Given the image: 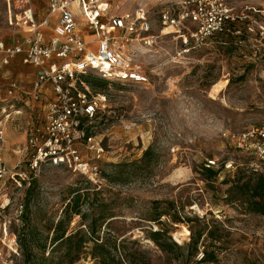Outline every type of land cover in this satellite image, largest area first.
Here are the masks:
<instances>
[{
	"label": "rangeland",
	"instance_id": "1",
	"mask_svg": "<svg viewBox=\"0 0 264 264\" xmlns=\"http://www.w3.org/2000/svg\"><path fill=\"white\" fill-rule=\"evenodd\" d=\"M178 1L112 0L126 9L143 5L154 20L159 10ZM230 3L237 9L248 6L250 14L264 21V0ZM36 4L39 15H47L46 0ZM73 9L78 27L84 30L81 13L75 5ZM170 30L165 28L163 33ZM26 36L23 29L9 24L7 3L0 0V40L16 43ZM242 39L240 44L235 36L218 35L170 63L174 47L163 37L154 57L143 51L138 54L148 81L93 84L92 90L107 98L105 107L86 125L104 150L97 161L102 167L100 187L64 164L48 163L37 176L29 175L25 162L27 125H42L44 101L31 103L22 108L21 116L8 121L3 160L11 167L19 160L20 171L29 178V183L19 177L6 179L2 188L12 202L26 204L27 229L18 232L25 257L29 256L23 264H99L87 253L91 242L82 245L85 253L69 262L64 254L67 248L56 247L51 241L52 228L66 216L65 205L73 202L77 204L73 209L83 216L72 214L67 234L78 229L87 232L92 222L99 241L108 245L115 242L117 251L113 252L116 258H125L122 264H264V216L230 201L226 193L231 180L247 171L221 170L213 182L206 181L202 172L207 160H244L224 134L264 119V39ZM32 78L15 60L1 64L0 56V97L15 80L29 89ZM84 78L89 85L105 83L92 72ZM214 84L220 88L215 98L210 94ZM79 146L91 159L92 153L83 144ZM147 148L151 157L142 159ZM115 169L124 181L105 175ZM163 210L177 213L183 221L174 224L169 215H163L157 223L153 218ZM159 229L163 238L182 246L180 252L163 251L155 244L151 235ZM209 230L217 237L218 262L197 263L199 258L191 257L186 244L201 231L198 252L210 248Z\"/></svg>",
	"mask_w": 264,
	"mask_h": 264
},
{
	"label": "built area",
	"instance_id": "2",
	"mask_svg": "<svg viewBox=\"0 0 264 264\" xmlns=\"http://www.w3.org/2000/svg\"><path fill=\"white\" fill-rule=\"evenodd\" d=\"M34 1L4 0L9 24L23 29L27 36L14 44L0 40L1 64L17 57L20 63L33 65L36 72L29 91L21 90L12 81L0 101V264H23L18 232L26 223V204L7 198L2 189L4 181L19 177L29 183L27 174L20 171L19 160L12 167L3 160L5 126L13 117L22 115L23 106L39 101L47 85L53 97L47 101L44 122L27 126L25 162L29 175L37 176L48 163L64 164L100 187L103 180L97 161L104 150L86 125L105 107L107 98L93 91L84 77L92 72L106 83L148 81L138 54L143 51L154 57L163 37H168L174 47L168 58L170 63L203 47L219 33L231 32L237 37L244 34L255 41L264 39V21L250 14L246 5L241 9L233 7L230 0H179L174 6L159 10L155 20L143 5L126 9L114 5L112 0H46L49 14L56 15L52 33L47 37L43 27L49 21L36 20ZM74 3L81 11L84 28L93 35L88 42L76 28ZM231 24L243 27L232 30ZM165 28L171 30L163 33ZM224 137L244 160L212 159L207 160L206 166L264 175V119L240 131H228ZM81 144L92 153L91 159L82 154ZM196 256L200 259L202 250Z\"/></svg>",
	"mask_w": 264,
	"mask_h": 264
},
{
	"label": "trees",
	"instance_id": "3",
	"mask_svg": "<svg viewBox=\"0 0 264 264\" xmlns=\"http://www.w3.org/2000/svg\"><path fill=\"white\" fill-rule=\"evenodd\" d=\"M239 24H231V29H235L239 26ZM218 35H236L232 34L231 32L226 33H219L214 35L213 37H216ZM245 36L240 35V37H237L238 42L240 40H243L242 37ZM212 37V38H213ZM89 81V80H88ZM87 82V80H86ZM105 82V81H104ZM88 83V82H87ZM89 84V83H88ZM93 84H99L100 86L106 85L105 83H101L99 81H95L94 83H90L91 87H93ZM146 157H151L150 155V148H147L144 151L142 159ZM119 164L114 165L115 168L118 167ZM101 167V166H100ZM245 171L244 169H239ZM202 172L203 177L208 182H213V180L216 179V175L220 172L219 169H215L214 167H208L205 165L202 166ZM246 172V171H245ZM248 174L244 175L243 177H237L233 180H231V184L229 188L227 189L228 193V199L232 202L238 201L241 204L245 206V210H249L255 213H259L262 216H264V175L254 174L252 172H247ZM109 178L113 179L114 181H124L121 176H119L118 171L115 169L113 172L109 174H105ZM101 177L102 176V167H101ZM119 177V178H118ZM77 204L73 203H67L63 209V212L66 216L62 217L58 222L54 225L53 232L54 234L51 237L52 243H55L56 247L64 246L67 248L66 252L64 253L67 257H69V262L74 261L75 259H78L81 253H85L84 250H82V245L85 243L91 242V246L89 247V251L87 252L88 255H90L94 260H97L99 264H122L121 261L125 260L124 257L120 255V258H116V255L113 251H117V247L115 242L112 245H108L107 241H99L98 237V231L96 228L94 229V225L92 222L89 224L88 231L85 232L81 229L76 230L74 233L67 234L66 231V225L70 222L72 219V214H81L80 210L73 209L76 207ZM170 210V209H169ZM169 210H163V212H158L153 220L159 223L161 220V217L163 215H169L170 221L174 224H180L182 222V218L177 215V213H172ZM83 216V214H81ZM26 223L24 225L23 230L27 229V222H28V215L26 212ZM204 230H207L206 227H203ZM202 232L199 231L197 233V236L195 238H191L190 241L186 244L188 246V251L191 253V257L195 258V256L198 254V241L200 237L202 236ZM207 235L210 238V248L204 247L203 249V256L198 259V262L203 263H215L218 262V252L217 249L219 246L217 244H214V239L217 237L213 235V231L209 230L207 231ZM151 239L155 242L157 246H159L163 251L168 250H177L181 251L182 246L177 245L174 241L163 238V232L162 229L156 230L152 232ZM22 248V243H21ZM24 261H28L29 256L26 255L24 249Z\"/></svg>",
	"mask_w": 264,
	"mask_h": 264
},
{
	"label": "crops",
	"instance_id": "4",
	"mask_svg": "<svg viewBox=\"0 0 264 264\" xmlns=\"http://www.w3.org/2000/svg\"><path fill=\"white\" fill-rule=\"evenodd\" d=\"M36 1L37 0H35L34 1V12H36V20L39 22L40 20H42L43 18H47L48 19V21H49V23H48V25L46 26V27H43V29H44V32H45V34H46V36L47 37H49L50 35H51V33H52V28H51V26L54 24V22H55V19H56V15H54V14H49V12H48V9H47V1H46V11L48 12L47 13V15H42V16H40L39 15V13L37 12V4H36ZM73 5H75L76 7H77V10L79 11V8H78V6H77V3H74ZM73 11H74V9H73ZM80 13H81V11H79ZM76 15V14H75ZM81 17H82V14H81ZM54 18V19H53ZM53 19V20H52ZM83 19V18H82ZM76 20H77V16H76ZM83 22V21H82ZM78 20H77V27L76 28H78V30H79V32L81 33V35H82V37H83V39L86 41V42H88V41H90L92 38H93V35L91 34V33H88V31L86 30V28H84V30L83 29H81L80 27H78ZM24 31V30H23ZM19 42H21V41H19ZM16 43H18V42H16ZM9 44H14V43H9ZM0 56H1V54H0ZM13 60H15L16 61V63H18V65H20V70L23 72V71H25L28 75H32L33 76V78L31 79V82H30V88H31V85H32V82L34 81L33 79H34V76H35V72H36V68L33 66V65H30V64H22V63H20V61H19V59L17 58V57H13V58H11V60L9 61V62H11V61H13ZM13 82H16L17 83V85L20 87V89L21 90H25V91H29L30 90V88L28 89H25V87H22V85L21 84H19L16 80L15 81H13ZM41 98H40V100L39 101H37V102H41V101H44V106H43V109L45 110V108H46V104H47V101H49L53 96H52V92H51V90H50V85H47L46 86V88H44V90H43V92L41 93V96H40ZM4 98V96H1L0 97V101L2 100ZM37 102H34V103H37ZM31 103L32 102H30V104L29 105H31ZM29 105H25V106H23L22 108H24V107H28ZM44 116H45V113H44ZM16 117V116H15ZM14 118V117H13ZM12 118V119H13ZM44 118V117H43ZM11 119V120H12ZM7 126V125H6ZM6 126H5V131H6ZM28 126V125H27ZM5 136H7V131H6V135ZM15 140V139H14Z\"/></svg>",
	"mask_w": 264,
	"mask_h": 264
},
{
	"label": "bare ground",
	"instance_id": "5",
	"mask_svg": "<svg viewBox=\"0 0 264 264\" xmlns=\"http://www.w3.org/2000/svg\"><path fill=\"white\" fill-rule=\"evenodd\" d=\"M219 91H220L219 86H218L217 84H214V85L211 87V89H210V94H211V96H212L213 98H215V97H216V94H217ZM187 233H189V232L187 231Z\"/></svg>",
	"mask_w": 264,
	"mask_h": 264
}]
</instances>
